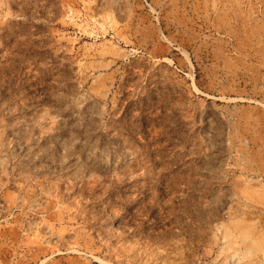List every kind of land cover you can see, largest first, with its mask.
<instances>
[{
    "label": "rangeland",
    "instance_id": "rangeland-1",
    "mask_svg": "<svg viewBox=\"0 0 264 264\" xmlns=\"http://www.w3.org/2000/svg\"><path fill=\"white\" fill-rule=\"evenodd\" d=\"M0 264H264V0H0Z\"/></svg>",
    "mask_w": 264,
    "mask_h": 264
}]
</instances>
